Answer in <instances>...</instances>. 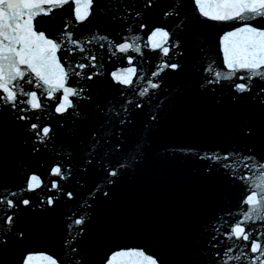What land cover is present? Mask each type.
<instances>
[{"label":"snow or ice","instance_id":"obj_1","mask_svg":"<svg viewBox=\"0 0 264 264\" xmlns=\"http://www.w3.org/2000/svg\"><path fill=\"white\" fill-rule=\"evenodd\" d=\"M188 4L201 27L231 26L219 37L217 57L207 53L201 89L215 93L227 88L233 102H243L255 115L236 126L232 146L196 153L204 173L222 176L234 191L235 202L213 218L204 233L207 239L189 252L183 264H264V0H188ZM154 7L153 0H144L143 13L117 0H0V133L14 121L23 122L20 127L31 134L33 151L39 152L35 145L55 139L51 120L58 118L60 125L66 118L78 122L83 117L86 139L80 145L78 163L85 183L99 161L105 183L119 185L124 175L139 166L138 141L129 142L131 108L142 110V99L161 89L164 75L182 67L172 59L184 54L179 51L181 39L168 27L145 18L147 10ZM105 14L106 19L121 24L115 36L99 28L87 36L79 31L78 26L92 23L91 17ZM179 14L165 11L163 15ZM41 22L46 27H40ZM112 57L121 61L120 67L108 69L105 60ZM145 61L152 62L147 73L142 67ZM125 62L127 66H123ZM140 81H146V86L140 84L136 92ZM93 90L114 92L120 99L109 98L107 105L97 103L90 121L85 108L95 103ZM133 92L140 101L130 97ZM151 119L158 121L155 115ZM178 151L188 154L195 150L182 147ZM75 159L70 153L63 163L53 161L44 177L26 174L15 190L0 183V254L27 239L16 224L21 206L29 209L38 191L49 193L38 201L45 210L55 211L62 198L58 194L74 199V192L65 189L61 181L71 176ZM103 197L112 198L111 187L103 191ZM85 224L83 215L72 220L59 253L25 248L16 264H84L81 243ZM73 227L75 235H71ZM100 264L164 261L147 245L136 244L108 249Z\"/></svg>","mask_w":264,"mask_h":264},{"label":"water","instance_id":"obj_2","mask_svg":"<svg viewBox=\"0 0 264 264\" xmlns=\"http://www.w3.org/2000/svg\"><path fill=\"white\" fill-rule=\"evenodd\" d=\"M117 2L139 8L142 13L145 11L144 0ZM153 3L155 7L147 10L145 18L149 23L159 25L157 0H153ZM105 17L106 14L91 17L92 23L85 22L78 26L79 31L87 36L89 31L99 28L115 36L121 29V24ZM130 22L135 26L134 21ZM40 27L46 25L41 22ZM105 63L108 69H112L114 65L121 66V61L116 57L106 59ZM151 63L145 61L142 65L146 73ZM123 66H127L126 62ZM140 84L146 86V81L138 82L136 92L140 90ZM136 92L129 95L133 100L140 101L141 97ZM92 95L95 103L85 108V114L90 121L97 103L107 105L109 98L120 99L116 93L107 90H93ZM142 103V110L131 108L132 134L129 136V142L133 139L138 141L135 152L139 154V166L124 175L116 186L105 183L99 161L95 171L88 175L87 183L84 181L83 169L78 163L80 145L86 139L83 117L78 122L66 118L60 125L56 123L58 118L51 120L56 129L55 139L46 145H35L40 148L39 152L33 151L31 134L20 127L23 122H16L13 118L12 126L6 132L0 133V183L15 190L26 174L35 172L44 177L53 161L63 163L72 153L76 155V159L71 161L75 167L69 179L61 183L75 195L69 201L66 196L58 194L62 198L55 211L45 210V206L38 203L49 194L45 189L33 195V203L29 209L24 210L21 206L16 227L25 232L27 239L23 244H13L7 252L0 254V264H16L20 252L29 247L59 253L61 241L68 235L67 226L81 215L86 218L81 243L84 264H100L108 249L136 244L147 245L157 252L164 264H183L188 256V248L171 146L164 79L161 89L144 97ZM153 115L157 116L158 121L151 119ZM44 118L48 122L46 113ZM109 187L112 188L110 200L103 197V191ZM88 204H92V207L89 208ZM76 231L73 227L71 235H75Z\"/></svg>","mask_w":264,"mask_h":264}]
</instances>
